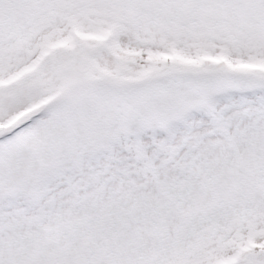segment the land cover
I'll use <instances>...</instances> for the list:
<instances>
[{"label": "snow or ice", "instance_id": "1", "mask_svg": "<svg viewBox=\"0 0 264 264\" xmlns=\"http://www.w3.org/2000/svg\"><path fill=\"white\" fill-rule=\"evenodd\" d=\"M0 264H264V0H0Z\"/></svg>", "mask_w": 264, "mask_h": 264}]
</instances>
